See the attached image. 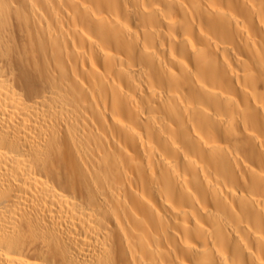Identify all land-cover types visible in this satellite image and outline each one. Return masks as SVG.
Segmentation results:
<instances>
[{
  "label": "bare ground",
  "instance_id": "obj_1",
  "mask_svg": "<svg viewBox=\"0 0 264 264\" xmlns=\"http://www.w3.org/2000/svg\"><path fill=\"white\" fill-rule=\"evenodd\" d=\"M0 264H264V0H0Z\"/></svg>",
  "mask_w": 264,
  "mask_h": 264
}]
</instances>
